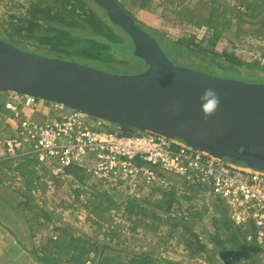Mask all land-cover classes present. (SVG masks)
<instances>
[{
	"label": "trees",
	"instance_id": "obj_1",
	"mask_svg": "<svg viewBox=\"0 0 264 264\" xmlns=\"http://www.w3.org/2000/svg\"><path fill=\"white\" fill-rule=\"evenodd\" d=\"M115 1L159 44L165 54L164 48L170 49L180 57L208 64L210 69H218L222 73H239L238 67L264 71V68L240 60L232 54L218 53L215 50V45L226 37L227 42L233 44L235 37H246L248 32L255 35L254 38L264 40V4L261 0H247L235 6L226 0H160L156 4L155 7L161 9L160 16L170 20L173 27L205 29L204 38L207 39L202 41L206 45L202 41L190 42L184 37L174 41L166 35H160L145 27L131 10L118 0ZM153 1L132 0V5L138 10H146ZM9 25L20 38L39 44L46 53L68 62L82 63L88 67L105 65L116 69L119 67H115V63L124 64L126 59L131 58L144 66L135 56L130 38L114 26L105 13L90 0H28L23 16H10ZM10 38L12 39V34ZM216 59L230 63L228 70L231 71H227V67L216 62ZM120 127L122 135L144 133L126 126ZM9 160L0 154V172L4 166L9 165L7 171L15 172L22 180V186L11 189L5 186L6 181L0 177V224L2 219L17 217L18 212L21 213L22 222L28 224V236L20 239L11 228L8 230L36 264H186L189 261H201L200 264H262L258 257L263 250L253 238V223L237 226L230 218L227 205L218 197L213 196L210 203L216 213L210 219L211 231L198 229L204 227L201 222L205 212H200L192 205L184 208V203L205 193V189L203 191L192 186L190 196L177 192L174 186L153 189L141 198L129 197L124 206L116 204L105 191L93 194L92 203L98 199V203L92 204L90 210L93 215L92 224L97 227L95 231L104 227L102 223L105 215L113 209L131 223V238L140 229L147 235H158L162 227L167 225L170 232L178 233L183 259L187 261L174 262L164 254L155 255L154 249L130 248L111 225L107 226L102 235L87 233L69 223L59 222L52 216V212L35 204V192L42 186L43 190L47 187L44 179L49 176L48 170L40 166L32 156ZM12 164L15 166H10ZM69 171L73 182L83 184L87 180L81 169L73 168ZM51 180L56 184L61 182ZM74 194L79 196L77 190ZM87 205L88 203L85 207ZM26 210L29 211L28 214H34L33 221ZM47 230H51V234L46 242L36 243L38 235L43 237Z\"/></svg>",
	"mask_w": 264,
	"mask_h": 264
},
{
	"label": "water",
	"instance_id": "obj_2",
	"mask_svg": "<svg viewBox=\"0 0 264 264\" xmlns=\"http://www.w3.org/2000/svg\"><path fill=\"white\" fill-rule=\"evenodd\" d=\"M131 40L145 69L125 76L21 51L0 40V93L60 103L93 119L180 139L217 157L264 171V84L175 66L115 0H90ZM220 97L204 119L205 88Z\"/></svg>",
	"mask_w": 264,
	"mask_h": 264
},
{
	"label": "built area",
	"instance_id": "obj_3",
	"mask_svg": "<svg viewBox=\"0 0 264 264\" xmlns=\"http://www.w3.org/2000/svg\"><path fill=\"white\" fill-rule=\"evenodd\" d=\"M6 94L3 108L16 130L0 140L7 159L32 156L61 182L73 181L69 170L79 168L87 178L122 188L131 198L179 179L223 200L237 226L253 223V238L264 250V171L214 157L180 139L150 132L122 135L119 125L60 103Z\"/></svg>",
	"mask_w": 264,
	"mask_h": 264
},
{
	"label": "rangeland",
	"instance_id": "obj_4",
	"mask_svg": "<svg viewBox=\"0 0 264 264\" xmlns=\"http://www.w3.org/2000/svg\"><path fill=\"white\" fill-rule=\"evenodd\" d=\"M118 1L127 9L131 10L135 18L145 27L153 29L160 35H166L174 41L181 37L186 38L190 42H201L202 40L207 39V37L204 38V36H206L205 29L197 30L190 26H184L182 28L173 27L172 22L170 20H167L166 18L160 16L161 9L159 7H155L156 4L160 2V0H154L152 2L153 4H150V7L146 10H138L136 6L132 5V0ZM243 1L247 0H226V2L230 3V5L232 6L239 5ZM261 1L264 4V0ZM27 3L28 0H0V40L4 41L5 43H8L11 46L16 47L21 51H25L34 55L50 59H59L49 53H46L45 50H42V48L38 46L39 44H34V42L25 41V39L20 38L11 29L9 25L10 16H23ZM10 34H12V39L10 38ZM254 36L255 35H251V33L248 32V35L246 37H235V39H233V44L235 45L230 44V42H227L228 37H226L215 45V50L218 53L226 52L228 54H232L234 57L239 58L240 60L264 68V40H259L258 38H254ZM7 38H10V40ZM202 42L204 43V45H206L205 41ZM164 50L167 56L169 57L170 61L177 67L186 68L192 71L220 78L234 79L249 83L264 84L263 70H251L245 67H238L239 73H222L218 72L217 68V70H214L212 68L210 69V67H208V64H203L201 62L196 63L197 61L193 62L192 59L189 57H180V55L173 50H168L166 48H164ZM126 60L127 61L124 62V64L115 63V67H119L116 69H111L105 65H103L104 67L100 65H91V68L110 74L125 76H133L140 74L142 73L141 71L145 69V67L140 66L135 59L128 58ZM217 61L221 62L224 67H227V71H231L228 70L229 66H231L230 63L225 62L223 59H216V62ZM81 65L83 64L81 63ZM233 66L237 67L235 65ZM0 154L3 155V153ZM8 166L9 165L4 166V168L0 172V177L6 181L5 186L10 187L11 189H19L22 186V180L18 178L15 172L7 171ZM10 166L14 167L15 165L12 164ZM44 181L46 182L47 187L43 190L42 188L44 187L42 186L38 191L35 192V204L45 208L48 212H52V216L59 222L69 223L71 226L80 228L82 231L87 233L96 232L102 235L105 230H107V226L111 225V227L117 229V233L121 236V239H125V244L130 248H134L137 250H143L148 248L154 249L155 255L164 254L174 262H187L183 259L184 253L182 250L181 241L179 242L180 237L178 236V233L172 231L170 232V229L167 227V225L162 227L158 235H155L154 233H152L151 235H147L144 233L145 231L140 229L137 234H134V238H131L132 235L131 231L129 230L131 223L126 221L121 216L120 212L116 213L113 209L105 215V219L102 223L104 224V227L102 229H99L98 231H95L97 230V227L92 224L93 215L90 213V210L92 204L98 203V199H96L95 203H92L94 202L93 194L95 195L96 191H105L109 193V195L116 202V204L124 206L130 196H128L122 188L119 189L111 186L108 183L106 184L102 181L94 180L92 178H87V180L83 182V184H79L73 181H64L56 184L47 175ZM183 184V181L176 179L174 182H171V184L166 189L170 188L171 186H174L177 192L185 193L187 196H190L192 193V190L190 189L191 186L186 187ZM75 190L79 192L78 197H76L74 194ZM212 199L213 196H211L209 192H203L198 194L191 202L184 203V208H187L189 205H192L200 212H205V216L203 217V221L201 222L204 227L198 228L200 231H211L210 219L212 216L216 215L215 211L213 210L210 204ZM86 203H88V207H85ZM28 212L29 211L26 210V214L33 221L34 214L30 215V213L28 214ZM60 224L61 223H58V226L62 227V224ZM23 226H26V231L22 235L28 236V224H23ZM44 233L46 235H44L43 237L42 235H38L37 240H35L36 243H38V241L46 242L47 237L51 234V230H47ZM202 238L205 237L202 236ZM27 246L29 247V245ZM258 258L260 263L264 264V250L263 252L261 251L260 256ZM200 262L191 263V261H189L186 264H200Z\"/></svg>",
	"mask_w": 264,
	"mask_h": 264
},
{
	"label": "crops",
	"instance_id": "obj_5",
	"mask_svg": "<svg viewBox=\"0 0 264 264\" xmlns=\"http://www.w3.org/2000/svg\"><path fill=\"white\" fill-rule=\"evenodd\" d=\"M8 95L0 93V140L13 137L16 134L15 123L12 121L11 113L5 111L3 108L4 102L7 100ZM174 182V181H172ZM184 185V184H183ZM184 186H187L185 184ZM200 190H203L200 188ZM204 191V190H203ZM206 193L209 192L205 190ZM210 195L214 196L211 192ZM216 197V196H215ZM18 218L2 219L0 224V264H36L28 255L27 251L22 248L17 241L13 238L8 228L13 230L15 234H18L21 239L22 235L26 231V224L22 219L21 213L18 212ZM22 222V224H21ZM5 226V227H4ZM28 248V246L25 245Z\"/></svg>",
	"mask_w": 264,
	"mask_h": 264
},
{
	"label": "clouds",
	"instance_id": "obj_6",
	"mask_svg": "<svg viewBox=\"0 0 264 264\" xmlns=\"http://www.w3.org/2000/svg\"><path fill=\"white\" fill-rule=\"evenodd\" d=\"M199 103L200 112L204 119H207L215 114L220 103V97L213 88H205L199 97Z\"/></svg>",
	"mask_w": 264,
	"mask_h": 264
}]
</instances>
